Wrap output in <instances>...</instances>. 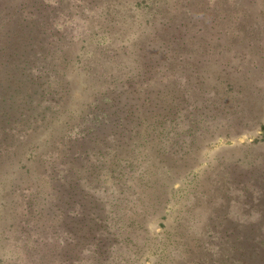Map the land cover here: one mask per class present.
Instances as JSON below:
<instances>
[{
  "label": "rangeland",
  "instance_id": "374dc122",
  "mask_svg": "<svg viewBox=\"0 0 264 264\" xmlns=\"http://www.w3.org/2000/svg\"><path fill=\"white\" fill-rule=\"evenodd\" d=\"M138 1L96 0L91 10L75 0H48L50 4L60 2V10L70 5L73 25L64 38H47L37 26V18H32L36 26L29 24L24 30L19 46L23 58L19 60L14 59L12 43L21 35H12L3 45L5 27L0 26V113L11 117L0 134V264H65L64 256H73L75 244L82 243L78 236L72 239L76 229L56 230L60 228L57 215L49 217L38 209L28 212L27 204L34 199H41L43 205L53 197L46 178L37 181L31 176L27 182L26 171L41 168L47 173L58 163L55 130L68 114L60 113L51 127L46 122L61 101L65 110L76 109L99 84L107 88L112 81L117 85L134 71L126 63L123 70L111 58L114 52L127 49L121 46L124 39L130 48L134 45L136 33L128 28L134 19L126 21L124 13L141 10ZM218 1L209 18L223 19L207 36L209 44L194 48L196 53H183L180 66L176 63L173 72L164 73V81L159 77L153 82L161 86L168 82L178 96L166 118L158 127L144 131V136L132 128L129 139L126 137L131 148L122 151L118 147V155L133 156L132 165L126 162L128 156L119 165L123 186L118 189L104 181L105 168L111 167L108 162L99 172V187L89 188L101 203L99 211L106 221L102 228L111 235L112 248L106 260L94 257L91 250L84 252L86 262L82 264H153L152 258L138 253L144 242L149 249L159 250L157 256L164 255L160 264H264V0ZM0 4L13 16L20 13L19 0H0ZM100 5L107 14H120L124 22L105 30L104 18L101 22L94 11ZM63 20L57 16L61 24ZM9 25L16 27L12 21ZM38 64L48 66L57 95L64 97L59 100L58 96L55 105L45 102L51 82L44 84L43 79L41 87L31 83ZM62 69L63 77L59 74ZM148 90L150 87L145 88ZM92 101L90 98L88 103ZM35 128V134L26 135ZM148 134L153 148L139 152ZM115 150L116 144L109 153ZM18 158L26 169L24 179L19 173L16 177L8 174V163ZM83 177L87 176H79L85 189L88 185ZM177 220L182 221L178 232L170 223L177 224ZM37 222L43 223L39 226L43 236L54 231L48 245L33 240ZM168 222L176 234L168 228L173 236L162 253L164 247L154 238ZM66 235L71 245L59 241Z\"/></svg>",
  "mask_w": 264,
  "mask_h": 264
},
{
  "label": "trees",
  "instance_id": "16d2710c",
  "mask_svg": "<svg viewBox=\"0 0 264 264\" xmlns=\"http://www.w3.org/2000/svg\"><path fill=\"white\" fill-rule=\"evenodd\" d=\"M75 1L84 3L91 10L93 9L90 5H92V2H96V0ZM213 2L214 5H211ZM59 3L60 2L50 4L48 0H19L21 15L16 11L14 16L9 12L6 6L0 4V26L5 27V31L2 30L5 34L2 39L4 41L3 45L6 44L7 38L10 39L12 35H21L20 40L14 43L10 40L7 41L8 45L12 43V47L15 48L16 56H14V59L19 60L23 58L19 46L24 39V30L27 25L30 24L31 28L36 26L32 18H37V26L42 29L43 34H45L47 38L53 36L60 40L65 37L64 35H66L67 29H69V25H73L72 10H70L71 7L68 4L60 10ZM217 4H219L218 0L138 1L137 6H139L141 10L135 8L134 10L125 11L124 13L126 21L132 22L134 19V24L128 26L129 29L133 28V31L136 33L135 41L133 42L134 45L130 48L127 42L128 40L124 39L121 46L127 49L123 52H114L111 58L114 63L117 62L118 65H121L123 70L125 69L126 63V65L131 66L130 68L134 71L129 72L126 78L117 85L112 81L107 84V88L105 85L99 84L98 88L89 95L91 101L94 100L92 101L93 104L88 103L90 98L87 97L81 104L77 105L76 109L65 110L62 106L63 101L60 102L58 110L53 111L55 114L52 116V119L46 122V127H51V122L54 121L53 123H55L60 113L65 112L68 116L64 122L60 123L57 127L59 130H55V140H58L60 150L59 160L51 170H47V173L41 168H35L33 172H29L30 170L27 169L28 171L26 172H28V177L26 178L25 166L23 163H20L19 158L17 161L13 160L12 164L8 163L10 165V167H8V174L12 177H16V174L19 173L20 178H26L25 181L27 182L30 181L31 176L35 177L37 181H44L43 178H46V183H44L48 187L49 194L53 197V201L43 202V205H41V199H34L27 204L29 213L32 212V210L36 211L38 209L39 212L41 211L49 217L57 215L60 228L56 230H77V233H75V236H72V239L74 241L76 236H78L77 238L80 239L83 244H75V254L73 256H64L65 264L85 263L86 261L84 257H82V254L87 251L90 253V250L94 257L103 260L108 258V252L112 248V245H110L112 238H110L111 235L102 228L106 224V221L101 217L99 211L102 206L100 202H97L98 200H96L94 196L92 197L89 188L95 189L99 187L100 181L98 178L99 176L101 178L99 172L100 170L103 171L104 167H107L108 162H110L111 167L108 166L107 170L105 168L107 176L104 181H110L115 185L114 187L118 189L123 186L122 181H120L123 177L119 173L121 172L119 165L123 160L126 161V156L129 158L126 162L132 165L133 159L131 158H133V156L130 157L129 155H125L126 153L118 155V147L122 146V151L131 148L130 143L127 142L129 139L127 135L132 128H135L138 133L144 136V131L150 130V127H158L161 120L166 118V112L170 111L174 102L177 101L178 96L173 92V88L168 85V82H165V85L163 83L162 86L153 82L157 81L159 77L164 81V73L168 74L173 72L172 70L175 69L176 63L177 67L180 66L179 63L184 59L182 57L183 53H193L194 48H200L203 44H209L210 40H207V36L212 35L214 27H219L221 18L223 17L215 16L209 18L211 7H213L212 9H216L215 6H217ZM104 5H106V2H104ZM97 8L98 9H94V11L99 14L101 22H103L104 18L105 23H100L105 25V30L108 32L124 22V18L121 17L120 14H117V17L114 15L115 13L110 14L109 11L107 14L101 5ZM200 8L201 11L198 12L197 10H200ZM19 15L20 18L18 19ZM58 15L64 18L62 24L60 23L61 21H57ZM10 21H12L16 27L9 25ZM61 26L64 30H61ZM72 37L73 35L71 38ZM128 47L130 49H128ZM194 53H196V51ZM119 55L124 56L121 59L118 58ZM22 64H24V61H22ZM196 67L198 66H195V68ZM34 68L36 74L30 76L32 85L41 87L43 79L44 84L45 82H51L52 85V90L47 91L49 94L47 97H49V99H45V102L55 105L58 96L59 100H63L64 97L62 94L57 95L58 90L55 88L56 84L53 85L52 83V79L48 72V66L38 64L35 65ZM195 68L194 71L198 72ZM17 69L22 70V67H17ZM194 71L193 74L197 75ZM59 74L63 77V69L62 73L60 71ZM122 87H125L126 91H121L120 88ZM148 87H150V90L145 91V88ZM166 97L171 101L165 103L163 101H158L159 98L163 99ZM161 104L164 106L161 107ZM10 118V115L0 113L1 135L6 131V126H8ZM134 123L135 125H133ZM1 124H3V127ZM54 129L52 128L51 132ZM36 131V128L35 130L26 131V135L35 134ZM28 132L30 133L27 134ZM150 136L151 135L148 134L144 137V144L140 145L142 149H140L139 152L145 147H149L152 150L154 144L152 138L149 139ZM22 143L23 142H21V144ZM114 144H116L117 150L113 153H109V148ZM18 156L20 157L21 155ZM121 156L123 157L120 159ZM79 176H87L83 177L84 185H88L87 187L84 186L85 189L81 186L83 182L81 181L82 179L80 180ZM147 178H149V174ZM104 185V187L108 186V184ZM84 190L86 192H84ZM44 192L47 191L44 190ZM0 198L2 199V197ZM38 201L40 206L37 205ZM3 205L6 209L5 202H3ZM74 207L75 209H73ZM165 218L166 217H164V219ZM177 221V224L170 222L175 226L174 228L176 230L178 227L181 228L182 225V221ZM34 225L35 229L32 233L34 242L40 240L44 245H48V243L52 241V232L54 231H49L51 234L43 236L42 232L39 231V226L42 227L43 223L40 222L39 224L37 222ZM164 226L165 230L157 233V237L154 238L165 248H162V253L166 251V245L169 244L168 241H170V237L173 236L168 232V228L172 230L174 235L176 234L169 222ZM85 229H87V232L80 233ZM59 241L61 244L64 243V245L72 244L69 242L67 235L66 238L60 237ZM1 245L2 242L0 241V248ZM142 246V248H137L138 253L142 256H146V259L152 258L153 264H160L164 259V255H156L159 250H155L154 246L149 249V244L147 242H144ZM191 252L192 249H190V253Z\"/></svg>",
  "mask_w": 264,
  "mask_h": 264
}]
</instances>
